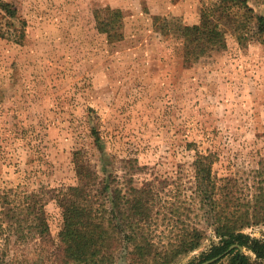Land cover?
Returning <instances> with one entry per match:
<instances>
[{
	"label": "rangeland",
	"instance_id": "374dc122",
	"mask_svg": "<svg viewBox=\"0 0 264 264\" xmlns=\"http://www.w3.org/2000/svg\"><path fill=\"white\" fill-rule=\"evenodd\" d=\"M199 1L0 0L15 11L0 7V193L73 184L71 154L81 148L100 175L133 173L135 184L149 181L175 202L192 187L193 149L212 152L215 175L231 179L237 196L250 194L264 166V45L241 49L228 36L224 51L187 58L167 30L197 23ZM249 5L264 15V3ZM117 9L122 38L110 40L95 15ZM45 212L55 236L53 200ZM243 233L264 241V222ZM215 243L208 231L175 264L202 263ZM24 254L0 235V264Z\"/></svg>",
	"mask_w": 264,
	"mask_h": 264
},
{
	"label": "trees",
	"instance_id": "16d2710c",
	"mask_svg": "<svg viewBox=\"0 0 264 264\" xmlns=\"http://www.w3.org/2000/svg\"><path fill=\"white\" fill-rule=\"evenodd\" d=\"M199 3L197 23L175 22L167 30L172 31L187 58L224 51L228 36L241 49L253 42L264 45V15L254 10L249 0ZM0 7L15 16L9 4ZM95 19L97 30L107 39L122 38L120 10L96 14ZM91 136L102 155L95 127ZM193 150L192 187L183 201L175 202L162 198L149 181L135 184L133 173L100 175L86 153L74 149L73 184L50 190L41 187L37 192L20 185L1 191L0 235L5 242L14 238L15 245L24 248L19 264H175L179 257L200 248L211 231L217 243L203 254V261L238 245L254 255L255 264H263L264 241L251 238L243 229L264 222V166L255 170L253 191L237 196L231 179L215 175L216 155ZM49 199L55 202L61 219L55 236L45 212ZM224 258L228 264H254L237 248L218 261Z\"/></svg>",
	"mask_w": 264,
	"mask_h": 264
},
{
	"label": "water",
	"instance_id": "95a60500",
	"mask_svg": "<svg viewBox=\"0 0 264 264\" xmlns=\"http://www.w3.org/2000/svg\"><path fill=\"white\" fill-rule=\"evenodd\" d=\"M234 248H237L240 252H243V248L239 247L238 245H232L229 247L228 251H231L232 249ZM227 252L223 253L222 255L218 256V257H215V258H212V259H209V260H205L203 261L202 263L200 264H213L215 263L218 259H220L221 257H223Z\"/></svg>",
	"mask_w": 264,
	"mask_h": 264
}]
</instances>
